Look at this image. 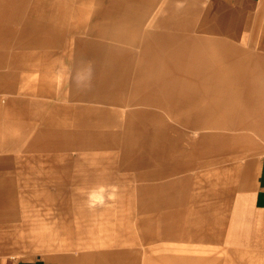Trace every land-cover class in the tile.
Wrapping results in <instances>:
<instances>
[{
    "label": "crops",
    "instance_id": "1",
    "mask_svg": "<svg viewBox=\"0 0 264 264\" xmlns=\"http://www.w3.org/2000/svg\"><path fill=\"white\" fill-rule=\"evenodd\" d=\"M85 2L82 4L79 0H0V152L15 151L16 153L19 145L13 139L11 142V134L7 132L9 129H15L16 126L22 127L24 132L26 131L24 138L28 137L27 139L31 141L30 146L23 149L15 162L10 155L5 158L0 157V264H140L138 259L143 254L144 259L141 264H175L176 259L167 261L163 257H148L147 251L146 253L134 251L130 247L131 244L126 245L130 241L126 225L122 226L124 231L110 233L104 230L111 229V225L104 224L101 219L88 220L87 225L76 228L67 221L68 219L66 220L62 231L63 237L68 241L70 255L28 259L17 258L8 251L13 248L11 243L15 241L18 244L22 240L24 244L34 246L36 241L45 238L41 235L42 225L30 227L25 220L26 215L21 211L20 203L23 200L21 202L19 190L20 187L28 188L27 173L32 174L36 170L41 173L43 169L47 172L50 169H59L60 166L57 163L53 164L48 158H46L48 161L44 162L41 158L48 157V154L57 157L55 152L63 150L83 149L85 152L79 155L83 160L79 168L83 174H88V177L86 179L81 177V181L90 182L93 185L108 184L112 182L111 177L92 174L102 171L103 168L109 169L115 164H120L121 168L129 166L136 170H142L144 161L150 165L156 164L157 160L166 157L164 154L168 152V148L176 146V141L175 143L166 142L167 144L165 141L159 143L160 136L166 129L155 122H158V119H174L191 115L187 99H182L184 109L179 111L175 109V95L180 92L187 93L188 90L174 89L171 74L173 62L157 63L154 59L155 43L152 33L154 22L149 17H154L152 10L157 4L152 7V0H90V2L87 0ZM187 3L190 7L192 6L191 8L195 6L192 16L188 17V20L193 19L194 22V36L197 37L196 21H198L201 34L210 36L212 52L221 51L222 56L228 57L214 60L213 64H216L214 66L233 68L219 71L223 74L220 73L218 76V86L214 89L216 109L221 108V115L253 114L258 111L264 114V102L261 100L263 96L259 95V98L245 94L240 98L238 92L241 88L236 87L235 83L248 79L255 83L264 81V0H190ZM92 5L94 8L86 10V7H92ZM170 5L173 3L167 4V6ZM200 5L202 8L196 9ZM79 11L92 15L91 22L90 18H87L85 30L78 23ZM171 11V14L167 16L162 13L156 22L164 31L166 28L170 29L175 22L178 26L181 21L182 23L187 21L185 17L180 16L179 10L171 9ZM91 12L93 14H90ZM180 26L185 29L182 24ZM164 31L162 32L167 33ZM76 34L83 36L82 41L77 42L74 39L72 42L76 44L75 48L73 47L70 53L65 52L62 61L67 63L75 57L77 52H80L89 65L94 66L91 74L95 79L91 89L95 87L97 90L107 92L108 97L104 98L90 90V94L78 96L75 99L74 95L68 94L65 97L69 99V102H71L70 99L74 102L69 105H60L62 91L68 81L65 80L61 84V90L54 93V78L50 74L55 68L49 61L53 56L58 55L57 51L60 47L69 48L68 44L72 36ZM168 35H171V32H168ZM85 36L91 38L95 36L96 39H104V42L129 44L136 47V50L135 48L122 50L111 44V49L103 47L102 49L107 50L104 51L99 49V45L103 44H98V40L89 42L86 41ZM180 38L181 36L178 35L179 44L182 43ZM167 39L171 37L167 36ZM29 47L43 50L46 47L52 50L33 53L23 51ZM231 51H238L234 58L229 57ZM35 61L45 62L42 70L32 68ZM29 63H33L32 67ZM174 64L183 67L182 63ZM245 66L250 67L251 72L245 70ZM33 81L35 83H32ZM227 81L231 82L225 84ZM36 83L40 85L33 89L32 84ZM130 90L133 91L134 97L129 101L128 106L138 108L130 110L113 108V104L118 101L110 96L113 91L124 96ZM253 90L262 91L264 88L253 87L244 91L249 93ZM218 91L221 94L219 101ZM15 94H25V96L15 97ZM30 95L33 97L29 98ZM39 96L44 98L51 96L53 102L60 103L54 105L52 112H48L47 100L44 102L37 99ZM239 100L240 103H238ZM184 101H186L187 110H185ZM216 112L219 114V111ZM261 119L264 120L263 116ZM131 122L141 123L136 133L139 139L137 159L132 162L127 150L129 145L124 147V141H121L120 145L114 144L117 143L116 139L128 137L127 131L131 133ZM114 123H120L122 128L119 126L114 130ZM250 124L249 122L248 125ZM126 128V135L121 137L117 134ZM169 128L170 126L167 127ZM112 148H121L120 153L122 152L124 157L122 153V156L108 153L112 151ZM97 149L107 150V152L99 154ZM40 152H42V156L39 154L41 157L35 156ZM45 166L47 167L44 168ZM64 170L67 172L69 169L65 167ZM152 174L157 175L158 178L164 176L162 171L148 172L139 176L141 179L147 177L152 179ZM239 178L240 180L236 182V192L228 204L223 244L235 249L257 248L260 242H264V156L256 160L251 170ZM57 182L58 186L56 184L55 186L62 193L63 182ZM155 191V188L145 186L141 194L150 192L151 194L147 196L151 197ZM156 196L159 197L158 194ZM61 198V195H51L49 201L51 199L55 203L58 202L60 209L57 211L61 214L71 213L67 205L68 200L61 201ZM152 198L155 199V197ZM174 203L169 208L173 209L175 223L173 227L177 228L184 216L182 217L181 213L182 203ZM161 209H157V212ZM152 211L153 209L150 212ZM97 212L103 213V216L108 209L106 211L97 209ZM201 212L202 208L198 210V215ZM105 234H108L109 240L111 239L107 246L111 247L109 251H99L98 248L95 253L80 254L84 248L82 246L105 245L106 243L101 240V235ZM145 234V239L162 238V234L150 235L148 230H145ZM181 240L162 243H173L177 249L183 250L194 246L203 251L211 250L210 239L183 241L181 238ZM144 245L146 244L141 246L144 247Z\"/></svg>",
    "mask_w": 264,
    "mask_h": 264
},
{
    "label": "rangeland",
    "instance_id": "2",
    "mask_svg": "<svg viewBox=\"0 0 264 264\" xmlns=\"http://www.w3.org/2000/svg\"><path fill=\"white\" fill-rule=\"evenodd\" d=\"M187 1L190 0L155 1L154 3L157 5L152 10L154 11V17H149L154 22L152 33L155 43V59L156 57L158 59L156 61L159 63L173 62L171 74L174 80V89L180 90L183 88V90H188L187 93L180 92L175 95L174 105L177 111L184 109L182 108V99H187L191 113L190 117L164 118L158 119V122H155L159 123L158 126L166 129L162 132L159 143L162 141H165V143H175L174 141H176V146L168 148V152L164 154L166 157L157 160L156 164L150 165L147 161H144L142 170H136L129 166L121 168L120 164H115L109 167V169L103 168L102 171L92 174L93 176L107 175L111 177L112 182L108 184L99 183L93 185L90 182L81 181V177L85 179L88 177V174H83L79 168L80 163L83 162L79 157L81 152H85L83 149H79L78 151L63 150L55 152L57 157L49 156L48 154V157L41 158L44 162L49 160L53 164L57 163L60 166L59 169H50L48 172L43 169L41 173L39 170H36L32 174L30 172V174L27 173L28 188L20 187L19 190L21 202L23 200L20 206L22 207L21 211L26 215L25 220L30 227L42 225L41 235L45 238L36 241L37 243L35 242L34 246H28L20 239V243L18 244L16 243L17 241L11 243L13 248L8 249V251H11L17 258L33 259L70 255L68 241L63 237L62 231L66 220L68 219L67 221H70L73 227L76 228L87 225L88 220L92 221L93 219L97 221L101 219L104 224L111 225V229L104 230L110 233L114 232L116 234L117 231H124L122 226L126 225L127 234L130 238V241L126 245L131 244V249L137 252L145 251L146 253L147 251L148 257H163L167 261L176 259L175 261H179L178 264H264V242H260L257 248L251 247L249 249H235L223 244V239L226 235L224 224L226 223L228 204L236 192V182L240 180L239 177L241 175L251 170L256 160L264 156V120L261 119L262 116L264 119V114L258 111L253 114L221 115V108L216 109L214 105V89L218 86V76L221 73L219 71L221 69L232 70L233 68H218L214 66L216 65L213 64L214 60L228 57L226 55L222 56L221 51L219 53L217 51L212 52L209 41L210 36L201 34L202 31L198 21H196L197 37L194 36V22H188V17L192 16L191 14L195 10V6L191 8L192 6L190 7ZM163 3L166 6L162 5ZM170 3H173V5L167 6ZM198 7L202 8V5L197 6L196 9ZM92 8H94V5L86 7V10H91ZM173 8L179 10L181 17H185L187 29L179 28L175 22L170 29L166 28L164 31L161 25L156 23L162 13L167 16L171 14V9ZM90 14H93V12ZM91 17L92 15L89 16L88 14L87 18H90V22ZM145 27L148 28L147 26ZM162 31L167 33H163ZM168 32H171V35H168ZM178 35L181 36V44L178 42ZM7 36L8 34H6ZM167 36H170L171 39H167ZM72 37L68 44L69 48H66V46L60 47L57 51L58 55L56 57L53 56L52 60L49 61L50 65H53V68H55L50 74L54 78V93L61 90V84L65 80L68 81L62 91L63 96L59 100L61 103L57 101L53 102L51 96L46 98L42 96L37 97V99L44 102L47 100L49 106L48 112H52V108L57 103H60V105L73 103V99H70L71 102H69V99L65 97L68 94L74 95L75 99L78 96L90 94L91 90V92H95L104 98L108 97L106 95L107 92L97 90L95 87L91 89V85L95 79L91 74L94 66L89 65L80 52H77L75 57L67 62L71 61L69 64L62 61L64 59L63 54L67 51L70 53L73 47L75 48L76 44H73L72 41L75 39L77 42H80L83 36L76 34ZM84 38L89 42H96L98 40V44H103L102 46L99 45V49L104 51L111 49V44L122 50H128L129 48H135L136 50V47H132L129 44L113 43L111 41L104 42V39H96L95 36L92 38L85 36ZM103 47H106V49H102ZM26 50L23 49L24 52L33 53L52 49L45 47L43 50L29 47ZM236 53L238 51H231L229 57L234 58ZM174 63H182L183 67ZM29 64L32 67L33 63ZM43 66H45V62L35 61L32 68L35 69L34 67H36L38 70H42ZM249 68L245 66V70L247 69L248 72H251ZM226 73L228 74V72ZM249 80L235 82L236 87L238 86L239 89H242L238 92V96L242 98L245 94L255 95V97H259L260 95V97L263 96L261 100L264 102V90H253L249 93L244 91L253 87L264 88V81L260 80L255 83ZM230 82L227 81L225 84ZM32 83H35V81ZM37 85L39 86L40 84H32L33 89L38 88ZM217 94L219 101L221 94L219 91ZM14 96L24 97L25 94H15ZM110 96L118 99L113 104V108L130 110L136 107L128 106L129 101L134 97V93L131 90L126 92L124 96H120L119 92L113 91V94ZM28 97L33 96L30 95ZM238 103H240V100ZM185 105L186 101H184ZM185 110H187L186 106ZM216 111H219V114ZM249 122L253 125H248ZM131 123V133L127 131L128 137L116 139L117 143H114L120 145V142L124 141V147L127 144L129 145L127 150L129 155H131L130 162L137 159L136 152L139 139L136 133H138L139 124L141 125L139 122ZM114 124V130L118 129L119 126L122 128L120 123ZM168 126H170L169 129H167ZM126 130L127 128L119 131V133L117 132V134L122 137L126 135ZM7 132L11 134V142L13 139L18 143L19 148H17L16 153L15 151L9 153L0 152V157L5 158L10 155V158L15 162L16 157L20 156L23 149L30 146L31 141L27 139L28 137L24 138L26 131L24 132L22 127L16 126L15 129H9ZM120 149L112 148V151L108 153L122 156L123 153L121 152V155ZM97 152L101 154L107 152V150L97 149ZM41 153L34 154L35 156L38 155L37 157H41ZM65 167L69 169L67 172L64 170ZM153 171H162L164 176L158 178L157 175L152 174V179L148 177L141 179L139 176L148 174V172L153 173ZM38 172L39 174H36ZM168 172L170 174L166 175L165 173ZM57 181L63 182L61 184V188L64 190L62 193H60L57 187ZM145 186L156 189L155 193L151 195V197H155V199H152L156 201L147 196L151 194L150 192L141 194V190ZM162 193L163 195H160ZM157 194L159 197L156 196ZM51 195H61V201L68 200L67 205L71 213L64 215L57 211L60 207L57 205L58 202L55 203L51 199L49 201ZM178 202L182 203L181 213L182 217H184L180 223L178 220L179 225L175 228V226L173 227L175 224L173 222V209L169 207L173 203L178 204ZM207 203L208 206H206ZM161 204H165L163 206L166 207L161 209L160 207H163ZM65 207L66 205L63 209ZM200 208H202V212L198 215ZM206 208L208 209L207 212ZM97 209L105 211L108 209V212L102 216L103 213H96ZM151 209L153 211L155 209V211L150 212ZM157 209L161 210L157 212ZM145 230H148L150 235L160 233L162 234V238L145 239ZM101 236V240L106 243L105 245L98 247L82 246L84 248H82L80 254L82 255V253L87 252L95 253L98 248L99 251H109L111 247L107 246H109L111 239L109 240L108 234ZM181 238H183V241L210 239L211 250L203 251L196 246L183 250L181 248L177 249L173 243H162L178 242V239L182 241ZM142 244L146 245L143 247L141 246ZM74 254L77 255L78 252ZM143 256L144 254L138 259L140 264L144 259Z\"/></svg>",
    "mask_w": 264,
    "mask_h": 264
},
{
    "label": "bare ground",
    "instance_id": "3",
    "mask_svg": "<svg viewBox=\"0 0 264 264\" xmlns=\"http://www.w3.org/2000/svg\"><path fill=\"white\" fill-rule=\"evenodd\" d=\"M85 1H87V0H79V2L80 3H86ZM155 1H158V0H152V7H154V5H155ZM88 2H90V0H88ZM89 4V3H88ZM173 9H175V8H173ZM79 13V15H78V23H79V25L81 26V28L82 29H84L85 30V27H86V24H87V16H88V14L89 13H86V12H82V11H79L78 12ZM82 15V16H81ZM193 21V19H189L188 20V22H192ZM180 24H182V26H183V28H186L187 26H186V23L184 22V23H182V21H181V23H179L178 24V26L181 28V26H180ZM77 29H79L78 27H77ZM187 29V28H186ZM83 31V30H82ZM210 43H211V41H210ZM155 59V58H154ZM158 61V59H157V57H156V59H155V62H157ZM157 63H159V62H157Z\"/></svg>",
    "mask_w": 264,
    "mask_h": 264
}]
</instances>
